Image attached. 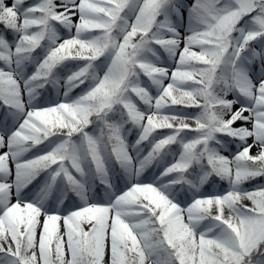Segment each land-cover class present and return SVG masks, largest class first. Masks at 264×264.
Masks as SVG:
<instances>
[{
  "label": "snow or ice",
  "instance_id": "6c2138e0",
  "mask_svg": "<svg viewBox=\"0 0 264 264\" xmlns=\"http://www.w3.org/2000/svg\"><path fill=\"white\" fill-rule=\"evenodd\" d=\"M257 179L264 0H0V264H264Z\"/></svg>",
  "mask_w": 264,
  "mask_h": 264
},
{
  "label": "rangeland",
  "instance_id": "374dc122",
  "mask_svg": "<svg viewBox=\"0 0 264 264\" xmlns=\"http://www.w3.org/2000/svg\"><path fill=\"white\" fill-rule=\"evenodd\" d=\"M191 2H192V0H189V3H191ZM181 31L183 32V29H181ZM62 34L65 35V36L67 35L66 32H64V33H62ZM78 91H79V90H77V93H78ZM53 96H54V94H53ZM229 98L231 99V97H229ZM245 114L247 115V113H245ZM236 126H237V127L240 126L239 122L237 123ZM247 126H248V127H251V125H247ZM248 143H249V144H252V143H253V141H252L251 138H249ZM233 151H234V149H233ZM257 151H258V148L253 147L252 150H251V154L255 155V154L257 153ZM223 154H224V155H230V153L227 152V151L224 152ZM149 175H151V174H149ZM260 184H264V180H260V181H259V180H256V181H253V182L246 183V184L244 185V187H245L246 189H252V188H254V187L259 186ZM226 188H227V185H226L224 182L217 181L216 184H215L212 188L205 187L204 192H205V193H208L209 191H216V190H219V191L223 192ZM244 203H245V204H250V202H248V201H245Z\"/></svg>",
  "mask_w": 264,
  "mask_h": 264
}]
</instances>
